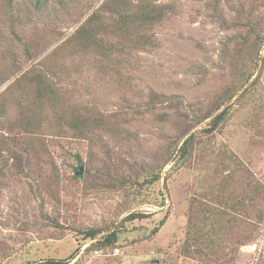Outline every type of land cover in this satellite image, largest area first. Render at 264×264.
<instances>
[{"label": "rangeland", "instance_id": "obj_1", "mask_svg": "<svg viewBox=\"0 0 264 264\" xmlns=\"http://www.w3.org/2000/svg\"><path fill=\"white\" fill-rule=\"evenodd\" d=\"M101 1L0 0V264H264V200L243 215L246 222L262 210L255 238L238 245L234 232L217 242L224 259L186 243L189 218H204L197 198L245 196L252 173L264 182V115L256 120L253 104L232 107L223 125L204 131L264 66V40H243L251 30L236 25L250 16L264 32V0H158L172 9L139 28L153 43L125 44L110 60L67 41ZM258 48L251 81L214 110L239 81L235 64ZM39 74L54 101L38 98ZM72 110L105 127L90 138L59 131L69 114L58 113ZM90 229L98 238L115 230L120 254L95 255ZM189 246L195 252L185 255Z\"/></svg>", "mask_w": 264, "mask_h": 264}, {"label": "trees", "instance_id": "obj_2", "mask_svg": "<svg viewBox=\"0 0 264 264\" xmlns=\"http://www.w3.org/2000/svg\"><path fill=\"white\" fill-rule=\"evenodd\" d=\"M172 9L171 5L167 3H160L158 0H102L101 3L92 10V12L87 17L85 23L81 25L72 35V37L67 40L72 42L75 40H80V47L88 53H92L94 56L103 59L110 60L113 56L117 55L119 51L123 50L125 44L127 46H133L138 49H144L147 45L153 43L152 37L146 33L147 31L139 32V28L143 25H153L156 22H160L168 11ZM250 15V14H249ZM255 22L248 16L244 22L236 24L237 26H247L251 32L248 33L247 37L243 40H249L250 35L255 36L259 40V45L264 40V32H258L257 26H254ZM249 32V31H248ZM246 43L240 47L239 51L245 53ZM259 48L257 54L254 58L250 59L248 57H241L235 67H233L235 73L238 74L235 86H229L223 90L219 95L218 102L215 104L214 110L221 107L225 102L231 100L237 93H239L253 78L255 71L259 65ZM107 68L108 66H104ZM111 70L117 69L116 64L111 66ZM264 66L261 72L251 84L244 89V91L239 95L238 99L234 104L228 106L222 112H220L204 129L207 131H214L220 125L224 123L227 113L234 106L238 104H253V108L257 113V119H260L264 115ZM32 79L35 83L34 90L37 93L39 99L45 102V100L54 101L55 91L49 83H46L42 77L35 75ZM52 107L57 108L56 104L53 103ZM78 111H61L58 113L59 120L65 119V115H68L66 126L61 124L59 121V131L68 129L72 131L73 135L77 138H90L94 134V129L98 126L99 128H104L105 124L99 121V123H91L89 116H83V114L77 113ZM209 116V115H208ZM261 121L259 120V123ZM107 127V126H106ZM35 130V129H34ZM27 132H32L26 130ZM32 136H39V134L32 132ZM258 140H264V132L259 130ZM196 134L185 140L181 147L180 161L186 159L190 156L191 148L194 143ZM196 143V142H195ZM215 154L213 153V157ZM238 162V160L234 161ZM241 164L243 162L240 161ZM240 163H235L236 166H240ZM29 162H27V165ZM253 179L249 183L250 189L246 192L245 196H229L226 197L218 192L211 199L199 200L198 198L194 201V208L196 211L199 209L204 214V218H200L198 215L194 219L189 218V226L191 225V230H188L189 237L186 240L188 245H205L208 246L211 251L206 254L201 251L202 254L207 258H211V255H221L224 259L228 252L226 249L218 246V243H223L226 241L230 233L235 232L234 241L238 245L244 242L250 241L255 238V234L258 230V223L263 221V213L260 210L259 216L248 217V221L245 222V213H247V206L250 205L255 208L261 204V200H264V182L260 176L251 174ZM232 177V176H231ZM160 179V173L155 176V181ZM152 181V180H151ZM154 181V180H153ZM222 185H219V187ZM248 203V204H247ZM163 205V204H162ZM262 205V204H261ZM260 207V206H259ZM258 207V209H259ZM148 217L147 214L143 213H132L128 216L129 219H138ZM164 222L161 220V223ZM245 222V223H242ZM238 229V232L236 231ZM156 231V229H155ZM100 230L90 229L86 234L88 237L97 238L93 245L90 247L92 251L95 249H103L105 253L107 250L118 246L116 243L118 241L117 232L111 231L109 234L97 237ZM220 250H222L220 254ZM192 252V248H184V254L188 255ZM236 252V250H233ZM107 256V255H105ZM75 257L71 256L73 259ZM70 260L62 259H43L32 264H69ZM77 263V262H76Z\"/></svg>", "mask_w": 264, "mask_h": 264}, {"label": "built area", "instance_id": "obj_3", "mask_svg": "<svg viewBox=\"0 0 264 264\" xmlns=\"http://www.w3.org/2000/svg\"><path fill=\"white\" fill-rule=\"evenodd\" d=\"M88 246H89V244H88ZM93 252H94L95 255H98V256L110 255V254L111 255H119L120 252H121V248L119 246H116V247L112 248L110 251H108L107 253H105L103 251V249L97 248Z\"/></svg>", "mask_w": 264, "mask_h": 264}]
</instances>
